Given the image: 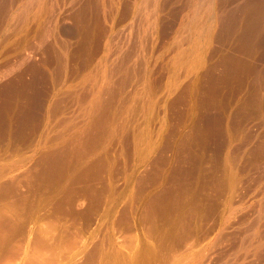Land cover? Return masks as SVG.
<instances>
[{"label": "rangeland", "instance_id": "374dc122", "mask_svg": "<svg viewBox=\"0 0 264 264\" xmlns=\"http://www.w3.org/2000/svg\"><path fill=\"white\" fill-rule=\"evenodd\" d=\"M154 1L0 0V264H240L255 248L264 0H220L213 22L208 0ZM185 150L205 160L179 207Z\"/></svg>", "mask_w": 264, "mask_h": 264}, {"label": "bare ground", "instance_id": "6f19581e", "mask_svg": "<svg viewBox=\"0 0 264 264\" xmlns=\"http://www.w3.org/2000/svg\"><path fill=\"white\" fill-rule=\"evenodd\" d=\"M151 1H152V0H151ZM153 1H154V0H153ZM159 1H161V0H156V8H158V6H159V3H158ZM197 1H198V0H197ZM218 1H220V0H208V1L205 3V5H204V6L206 7V10H207L208 14H209V17H211V19H212L211 22H213V19L216 18L217 10H219V12H220V9H221V12H222V8H223L222 6H221L222 8H219V9H218V4H217ZM43 2H45V1H43ZM154 2H155V1H154ZM145 3H146V2H145ZM151 3H152V2H151ZM193 3H194V2H193ZM193 3H191V4H193ZM40 4H41V3H40ZM149 4H150V3H149ZM194 4H195V3H194ZM203 4H204V3H203ZM225 4H226V1H225ZM45 5H46V3H45ZM151 5H152V4H151ZM142 6H143V5H142ZM189 6H190V5H189ZM194 6H195V5H194ZM223 6H224V5H223ZM226 6H227V5H226ZM139 7H140V6H139ZM144 7H145V6H144ZM148 7H149V6H148ZM150 7H152V6H150ZM191 7H192V6H191ZM200 7H201V6H200ZM202 7H203V6H202ZM205 7L202 8V10L205 9ZM219 7H220V6H219ZM152 8H153V7H152ZM136 9H137V8H136ZM193 9H194V8H193ZM197 9H199V8H197ZM199 10H200V9H199ZM202 10H201V11H202ZM150 11H152V9H151ZM203 11H204V10H203ZM190 12H191V11H190ZM221 12H220V13H221ZM225 12H226V11H225ZM154 13H155V12H154ZM156 13H157V12H156ZM201 13H202V12H201ZM201 13H200V14H201ZM205 14H206V12H205ZM205 14H204V16H205ZM153 15H155V14H153ZM190 15H191V14H190ZM192 15H193V14H192ZM197 15H199V14H197ZM150 17H152V16H150ZM207 17H208V16H207ZM209 17H208V18H209ZM197 18H198V17H197ZM199 18H200V17H199ZM199 18H198V19H199ZM191 19H192V18H191ZM195 19H196V18H195ZM202 19H203V18H202ZM205 19H206V18H205ZM209 19H210V18H209ZM199 20H200V19H199ZM206 20H207V19H206ZM149 21H150V20H149ZM191 21H192V20H191ZM201 21H202V20H201ZM201 21H199V22H201ZM216 21H217V20H216ZM153 22H154V21H153ZM185 22H186V21H185ZM194 22H195V21H194ZM143 23H144V22H143ZM190 23H191V22H190ZM192 23H193V22H192ZM195 23H197V21H196ZM214 23H215V22H214ZM152 24L154 25V23H152ZM197 24H200V23H197ZM201 24H203V23H201ZM155 25H156V24H155ZM191 25H192V24H191ZM203 25H205V24H203ZM184 26H185V25H184ZM196 26H197V25H196ZM200 26H202V25H200ZM207 26H208V25H207ZM152 27H153V26H152ZM192 27H193V26H192ZM192 27H191V28H192ZM210 27L213 28V26H211V25H210ZM194 28H195V27H193V29H194ZM199 28H200V27H199ZM196 29H197V28H196ZM187 30H188V29H187ZM188 31H189V30H188ZM201 31H202V30H201ZM205 32H206V31H205ZM208 32H209V31H208ZM199 33H200V32H198V34H199ZM184 34H185V33H184ZM193 34H194V33H193ZM207 34H208V33H207ZM188 35H189V34H188ZM200 35H201V34H200ZM210 35H211V34H210ZM212 35H213V34H212ZM193 37H194V36H193ZM196 37H197V36H196ZM191 38H192V37H191ZM187 39H188V37H187ZM189 39H190V38H189ZM192 39H193V38H192ZM202 39H206V38H202ZM212 39H213V38H212ZM197 40H199V38H198ZM206 40H208V39H206ZM191 41H192V40H191ZM193 41H194V40H193ZM199 42H200V40H199ZM199 42H198V43H199ZM201 42H202V41H201ZM190 43H192V42H190ZM196 43H197V41H196ZM208 43L210 44V41H209V40H208ZM200 44H201V43H200ZM212 44H213V43H212ZM181 46H183V45H181ZM190 46H191V45H190ZM205 46H207V45H205ZM210 46H211V45H210ZM195 47H196V45L194 46V48H195ZM199 47H200V46H199ZM208 47H209V46H208ZM210 48H211V47H210ZM210 48H209V49H210ZM197 49H198V48H197ZM202 49H203V48H202ZM209 49H208V50H209ZM178 50H179V48H178ZM192 51H193V49H192ZM128 52H129V51H128ZM195 52H196V51H195ZM182 53H183V52H182ZM184 53H185V52H184ZM206 53H207V52H206ZM262 53H263V52H262ZM132 54H133V52H132ZM177 54H178V53H177ZM188 54H189V53H188ZM191 54H192V53H191ZM127 55H128V54H127ZM185 56H186V55H185ZM185 56H184V58H185ZM201 56H202V55H201ZM206 56H207V55H206ZM110 57H111V56H110ZM179 57H180V56H179ZM193 57H194V56H193ZM196 57H197V56H196ZM261 57H262V56H261ZM130 58H131V57H130ZM132 58H133V57H132ZM191 58H192V57H191ZM263 58H264V57H263ZM179 59H180V58H179ZM179 59H178V60H179ZM194 59H195V57H194ZM202 60H203V59H202ZM204 60H205V59H204ZM262 60L264 61V59H262ZM179 62H180V61H179ZM189 62H190V61H189ZM259 62H260V61H259ZM185 63H186V62H185ZM187 63H188V62H187ZM194 63H195V61H194ZM182 64H183V63H182ZM198 64H199V63H198ZM200 64H201V63H200ZM258 64H259V63H258ZM258 64H257V65H258ZM123 65H124V64H123ZM192 65H193V61H192ZM259 65H260L259 67H256V66L254 65L256 68L254 69L253 72H254L255 75L258 77V79H256L255 86H254L253 84H252V86L256 87V91L260 94V92L264 91V89H263L264 86H262V84L264 85V66H262L263 63H262V65H261V63H260ZM178 66H180V65H178ZM185 66H186V64H185ZM198 66H199V65H198ZM202 66H203V65H202ZM117 67H118V68L120 67L119 64L117 65ZM117 67H116V68L114 67V68L117 69ZM187 67H189V65H188ZM200 67H201V66H200ZM123 68H124V67H123ZM125 68H127V66H126ZM180 68H182V66H181ZM185 68H186V67H185ZM191 68H192V67H191ZM194 68H195V67H194ZM194 68H192V69H194ZM109 69H110V67H109ZM119 69H121V68H119ZM176 69H177V68H176ZM195 69H196V68H195ZM197 69H198V68H197ZM107 70H108V69H107ZM113 70H114V69H113ZM121 70H122V69H121ZM183 70H184V69H183ZM115 71H116V70H115ZM128 71H129V70H128ZM117 72H120V71L117 69ZM122 72H124V69H123V71H121V74H122ZM125 72H126V70H125ZM184 72H185V71H184ZM243 72H244V71H243ZM247 72H248V71H247ZM247 72H245L244 74L241 75L242 78H239V80H240V79L242 80V81H241V85H242V88L244 89L243 91H245L246 84H247V74L250 73V71H249L248 73H247ZM253 72H252V73H253ZM114 73H115V72H114ZM133 73H134V72H133ZM94 74H95V73H94ZM115 74H117V73H115ZM118 74H120V73H118ZM125 74H127V73H124V75H125ZM107 75H108V74H107ZM112 75H113V73H112ZM248 75H249V74H248ZM95 76H96V75H95ZM118 76H119V75H117L116 77H118ZM119 77H120V76H119ZM125 77H126V76H125ZM123 78H124V77H123ZM108 80H109V79H108ZM123 81H124V80H123ZM109 82H110V81H109ZM109 82H108V83H109ZM112 82H113V81H112ZM94 83H95V82H94ZM118 83H119V82H118ZM253 83H254V82H253ZM96 84H97V82H96ZM96 84H94V85H96ZM110 84H111V83H110ZM110 84L107 85V88H108V86H109ZM116 84H117V82H116ZM94 85H93V86H94ZM112 85H115V84H112ZM112 85H111V86H112ZM177 85H178V84H177ZM146 86H147V85H146ZM250 86H251V84H250ZM94 88H96V87H94ZM96 89H97V88H96ZM96 89H94V90L92 89V92L90 93V95H93V94H94L93 91H97V90H99V89H97V90H96ZM108 89H109V88H108ZM108 89H106V90H107V91H106V94H107L108 91H110V90H108ZM149 89H151V88H148V90H149ZM102 90H103V89H102ZM116 90H117V89H116ZM88 91H89V90H88ZM246 91H247V90H246ZM97 92H98V91H97ZM97 92H95V93H97ZM111 92H112V90L110 91V93H111ZM113 92H116V91H113ZM117 92H118V91H117ZM102 93H103V91H102ZM104 93H105V92H104ZM250 93H251V92H250ZM262 93H263V92H262ZM114 94H115V93H114ZM114 94H113V95H114ZM85 95H86V94H85ZM109 95H110V94H109ZM117 95H118V94H117ZM75 96H76V95H75ZM83 96H84V95H83ZM99 96H100V95H99ZM99 96H97V97L95 96V99H94V97L92 96L93 99H94V102H93V106H92V107H94L95 104H97V103L99 102L100 97L103 96V95L101 94V96H100V97H99ZM106 96H107V95H106ZM106 96L104 95L103 97L105 98ZM251 96H252V95H251ZM89 97H90V96H89ZM103 97H102V98H103ZM107 98L110 99V98H111V95H110V98H109L108 96L106 97V99H107ZM112 98H113V96H112ZM112 98H111L110 100H112ZM115 98H116V97H115ZM118 98H119V97H118ZM88 99L90 100V98H88ZM88 99H87V100H88ZM250 99L252 100V98H250ZM258 99H259V97H258ZM258 99H257L255 96H254V98H253L254 102H258ZM110 100H109V101H110ZM251 100H249V101H251ZM80 102H81V101H80ZM212 102H213V101H212ZM217 102H218V101H217ZM88 104H89V103H88ZM88 104H87V105H88ZM245 104H246V103H245ZM221 105H222V104H221ZM88 106H89V105H88ZM218 106H219V105H218ZM244 106H245V105H244ZM246 106H248V104H246ZM255 106H256V105H255ZM81 108H82V107H81ZM83 108H84V106H83ZM127 108H128V107H127ZM85 109H86V111L88 110L87 112H89V110H90V109H87V108H85ZM93 109H94V108H93ZM80 110H81V109H80ZM123 110H124V109H123ZM125 110H126V109H125ZM128 110H129V109H128ZM126 111H127V110H126ZM87 112H85V113H87ZM122 112H123V111H122ZM85 115H86V117L88 116L87 114H85ZM91 115H92V114H91ZM184 115H185V113H184ZM250 115H251V114H250ZM186 116H187V115H186ZM78 117H79V116H78ZM83 117H85V116H83ZM119 117H120V116H119ZM183 117H184V116H183ZM177 118H179V117H177ZM180 118H181V117H180ZM180 118H179V120H180ZM210 118H211V117H210ZM72 119H73V118H72ZM84 119H87V118H84ZM98 119H99V116H98ZM98 119H97V120H98ZM187 119H188V118H186V120H187ZM87 120H88V119H87ZM115 120H116V122H117V119H115ZM205 120H206V119H205ZM92 121H93V119H92ZM99 121H100V120H99ZM102 122H103V120H102ZM212 122L214 123L215 121H212ZM216 122H217V121H216ZM106 123H107V121H106ZM180 123H181V120H180ZM182 123H184V121H183ZM200 123H201V122H200ZM210 123H211V121H210ZM210 123H208V124H210ZM213 123H212V124H213ZM66 124H67V123H66ZM100 124H101V123H100ZM102 124H103V123H102ZM107 124H108V126L110 125L109 123H107ZM111 124H112V126H113V123H111ZM212 124H211L210 126H214V125H216V124H214V125H212ZM218 124H219V123H218ZM218 124H217V125H218ZM121 125H122V124H121ZM217 125H216V126H217ZM104 126L106 127V125H104ZM108 126H107V127H108ZM175 126H177V125H175ZM200 126H201V124H200ZM206 126H207V125H206ZM218 126H219V125H218ZM99 127H100V126H99ZM178 127H179V126H178ZM222 127H223V126H222ZM100 128H101V127H100ZM198 128H199V127H198ZM206 128H207L208 131H209V132H208L209 136H213V137H214V135H215L214 132L219 130L218 127L216 128L215 131H212L213 129L211 130V129L209 128V126L206 127ZM211 128H213V127H211ZM104 129H107V128H104ZM110 129H112V128H110V126H109V130H108V129H107V130L110 132ZM119 129H120V128H119ZM119 129H118V131H119ZM122 129H123V128H122ZM177 129H178V128H177ZM209 129H210V130H209ZM214 129H215V128H214ZM217 129H218V130H217ZM107 130H106V131H107ZM112 130H113V129H112ZM199 130H200V128H199ZM203 130H204V129H202V131H203ZM220 130H221V129H220ZM108 131H107V132H108ZM114 131H115V130H114ZM114 131H113V132H114ZM244 131H245V130H244ZM97 132H99V130H98ZM103 132H104V131H103ZM107 132H106V133H107ZM111 132H112V131H111ZM111 132L108 133V134H111ZM113 132H112V134H113ZM119 132H120V131H119ZM225 132H226V131H225ZM100 133H101V132H100ZM116 133H117V132H116ZM171 133H172V132H171ZM171 133H170V134H171ZM219 133H222V132L220 131ZM245 133H246V132H245ZM112 134H111V135H112ZM182 134H183V133H182ZM203 134H204V133H203ZM96 135H97V134H96ZM175 135H177V134H173V135L171 134L170 136H175ZM183 135H184V134H183ZM165 136H166V135H165ZM168 136H169V134H168ZM168 136H167V137H168ZM170 136H169V137H170ZM180 136H181V135H180ZM180 136L177 135V136H176L177 138H172V139H175V141H177L176 139H179L178 137H180ZM186 136H188V134H186ZM189 136H190V135H189ZM203 136H206V135H203ZM218 136H219V134H218ZM221 136H222V134H221ZM95 137H96V136H95ZM167 137H166V138H167ZM181 137H183V136H181ZM181 137H180V140H181ZM215 137H217V135H216ZM245 137H246V136H245ZM200 138H201V137H200ZM218 138H220L219 140H221V137H217V139H218ZM167 139H169V138H167ZM182 139H183V138H182ZM187 139H189V137H188V138L186 137V141L188 142ZM190 139H191V144H192L193 137H192V138L190 137ZM247 139H248V138H247ZM98 140H99V139H98ZM184 140H185V138L183 139V141H184ZM194 140H195V139H194ZM197 140H198V139H197ZM199 140H200V141H201V140H205V141H202L201 145H202L204 142H205V143L207 142L206 139H202V138H201V139H199ZM169 141H170V139L168 140V142H169ZM171 141H172V140H171ZM173 141H174V140H173ZM175 141H174V142H170V144L172 145L173 143H175ZM200 141H199L198 143H200ZM217 141H218V140H217ZM163 142H164V141H163ZM166 142H167V141H165V143H166ZM168 142H167V143H168ZM178 142H179V141H178ZM181 142H182V141H181ZM195 142H196V141H194L193 143H195ZM211 142H212V141H211ZM215 142H216V141H215ZM165 143H164V144H165ZM189 143H190V142H189ZM198 143H197V144H198ZM205 143H204V145H205ZM208 143H209V144H208V145H209L208 147H214L213 144L210 145V142H208ZM213 143H214V142H213ZM218 143H219V141L217 142V144H218ZM164 144H163V145H164ZM168 144H169V143H168ZM170 144L168 145L169 147H170ZM206 144H207V143H206ZM194 146H195V145H194ZM196 146H197V145H196ZM196 146H195V147H196ZM262 146H263V145H262ZM171 147L173 148V147H174V144H173ZM175 147L177 148V146H175ZM179 147H180V148H181V147L183 148L184 146H181V144H179ZM191 147H193V146H191ZM198 147H199V146H198ZM198 147H196V149H197ZM204 147H206V145H205ZM217 147H218V146H217ZM260 147H261V146H260ZM260 147H259V148H260ZM180 148H178V149H180ZM182 148L180 149L181 151H182ZM189 148H190V146H189ZM206 148H207V147H206ZM83 149H84V148H83ZM173 149H174V148H173ZM178 149H177V150H178ZM183 149H185V148H183ZM196 149H195V150H196ZM202 149H203V148H202ZM222 149H223V148H222ZM234 149H235V148H234ZM60 150H61V149H60ZM81 150H82V149H81ZM166 150H167V147L164 146L163 154H162V153H160V154L164 155L165 152H166ZM197 150H198V149H197ZM197 150H196V151H197ZM199 150H200V149H199ZM203 150H204V149H203ZM241 150H242V149H241ZM262 150H263V148H262ZM77 151H78V150H77ZM83 151H84V150H83ZM181 151H180V152H181ZM183 151H184V150H183ZM185 151H186V150H185ZM55 152H56V151H55ZM61 152H63V151H61ZM84 152H85V151H84ZM174 152H175V151H174ZM174 152H173V153H174ZM177 152H178V151H177ZM186 152H187V151H186ZM199 152H200V151H199ZM255 152H257V151H255ZM59 153H60V152H59ZM67 153H68V152H67ZM69 153H70V152H69ZM168 153H169V152H168ZM183 153H184V152H183ZM187 153H188V155L186 154L187 157H185V159L188 161V167L184 168V166H183L184 169H183V168H182V169H178V168L180 167V166H179V167L177 168L178 171L175 172V175H176V176H177V175H178V176H179V175L181 176L180 179L178 178V179H179L178 181H181V182H180V183L176 182V183H175V186L172 188V192L169 193V195L172 194L171 197H172V196L174 197V202H175V203L177 202V205H178L179 199H180L181 197L185 196V195H186V197H187V196H188L187 194H189V193L191 192V189L194 188V187L192 188V185H191L190 183H188V182H187V183H186V182L184 183V182H182V181H191V179L194 178V177L197 175V172H198L199 167H200V166H199V163H200V162H199V160L197 159V157L200 159L201 154L199 153L200 155L198 154L199 156H196V155H194L195 153H194L193 151H192L190 154H189V152H187ZM197 153H198V151H197ZM220 153H221V152H220ZM46 154H47V153H46ZM49 154H50V153H49ZM51 154H52V153H51ZM56 154H57V153H56ZM79 154H80V153H79ZM84 154H85V153H83V155H84ZM177 154L180 155V153H177ZM203 154H204V153H203ZM210 154H211V153H210ZM217 154H218V156H219V152H218ZM61 155L63 156V154H61ZM81 155H82V154H81ZM168 155H169V154H168ZM186 155H185V153H184V156H186ZM207 155H209V154H207ZM220 155H221V154H220ZM253 155H255V154H253ZM173 156H174V155H173ZM181 156H182V154H181L179 157H181ZM203 156H204V155L201 156V159H202V160H203L204 157H205V156H204V157H203ZM255 156L257 157V154H256ZM63 157H64V156H63ZM63 157H62V160H63ZM76 157H77V156H76ZM175 157H176V156H175ZM175 157H174V159H175ZM59 158H60V157H59ZM210 158H212V157H210ZM249 158H250V157H249ZM253 158H254V157H253ZM253 158H251L252 161H255L258 157H257L256 159H254V160H253ZM50 159H51V158H50ZM83 159H84V158H83ZM172 159H173V158H172ZM177 159H178V158H177ZM206 159H208V158L206 157ZM251 159H250V160H251ZM55 160H56V159H55ZM59 160H60V159H59ZM169 160H170V159H169ZM175 160H176V159H175ZM204 160H205V159H204ZM49 161H51V160H49ZM64 161H65V158H64ZM66 161H67V159H66ZM176 161H177V160H176ZM178 161L180 162V159H179ZM178 161H177V162H178ZM182 161H183V160H182ZM182 161H181V162H182ZM58 162H59V161H58ZM76 162H78V161H76ZM170 162H171V161H170ZM204 162H205V161H204ZM51 163H52V162H51ZM53 163H54V162H53ZM55 163H56V162H55ZM62 163H63V162H62ZM62 163H61V164H62ZM209 163H210V162H209ZM49 164H50V163H49ZM162 164H163V163H162ZM166 164H167V166H168V160H167V163H166ZM170 164H171V163H170ZM201 164H202V162H201ZM53 165H54V164H53ZM175 165H178V163H176ZM182 165H185V164H182ZM54 166H55V165H54ZM56 166H59V165H56ZM68 166H69V165H68ZM81 166H83V165L81 164ZM167 166L165 165V168H166V169H167ZM203 166H205V165H203ZM172 167H173V166H172ZM181 167H182V166H181ZM181 167H180V168H181ZM91 168H92V167H91ZM174 168H175V166H174ZM174 168H173V169H174ZM86 169H87V168H86ZM89 169H90V168H89ZM173 169H172V170H173ZM175 169H176V168H175ZM161 170H162V169H161ZM200 170H201V169H200ZM248 170H249V169H248ZM42 171H43V170H42ZM164 171H165V170H164ZM242 171H243V170H242ZM43 172H44V171H43ZM43 172H42V173H43ZM172 172H173V171H172ZM47 173H48V172H47ZM63 173H64V172H63ZM162 173H163V172H162ZM162 173H161V171H160V174H162ZM164 173H165V172H164ZM164 173H163V174H164ZM206 173H207V172H206ZM206 173H205V174H206ZM212 173H213V172H212ZM212 173H211V174H212ZM258 173H259V172H258ZM171 174H172V173H171ZM55 175H56V174H55ZM66 175H67V174H66ZM66 175H65V176H66ZM165 175H166V174H165ZM165 175H164V176H165ZM173 175H174V174H173ZM201 175H202V174H201ZM50 176H51V175H50ZM164 176H163V177H164ZM170 176H172V175H170ZM188 176H189V178H190V176H192V178L189 180V179H188ZM207 176H209V175H207ZM214 176H217V175L214 174ZM257 176H258V175H257ZM173 177H174V176H173ZM199 177H200V174H199ZM56 178H57V177H56ZM62 178H63V177H62ZM167 178H169V177H167ZM210 178H213L212 175L210 176ZM214 178L216 179L217 177H214ZM245 178H246V177H245ZM263 178H264V173H262V174L259 173V179L261 180V179H263ZM54 179H55V178H54ZM64 179H65V178H64ZM58 180H60V179H58ZM164 180H165V179H164ZM171 180H172V179H170V180L168 179V181H171ZM172 181H173V180H172ZM174 181H175V180H174ZM207 181H208V180H207ZM216 181L218 182V180L216 179V180H214V183H215ZM256 181H258V179H256ZM261 181H262V180H261ZM60 182H61V181H60ZM232 182H233V181H231V183H232ZM243 182H244V181H243ZM165 183H166V182H165ZM208 183H209V182H208ZM244 183H245V182H244ZM257 183H258V182H257ZM255 184H256V183H255ZM259 184H260V183H259ZM213 185H214V184H213ZM160 186H161V185H160ZM249 186H250V185H249ZM253 187H254V186H253ZM214 188H215V187H214ZM238 188H239V186H238ZM249 188H250V187H249ZM263 188H264V187H263ZM168 189H169V188H168ZM168 189H167V193H168ZM162 190H163V189H162ZM162 190H161V191H162ZM193 190H194V189H193ZM193 190H192V191H193ZM245 190H246V189H245ZM250 190H251V189H250ZM263 191H264V190H263ZM261 192H262V189H261V191L259 192V195H260ZM164 193L167 194L166 192H164V190H163L162 192H160V203H162V205H163V206H161V209L163 208L162 211H163L164 209H166V207H164V203H166L164 200H165V198H166L167 195L165 196ZM190 194H191V193H190ZM226 194H227V193H226ZM188 197H191V196L189 195ZM196 198H197V197H196ZM208 198H209V197H208ZM219 198H220V197H219ZM219 198H218V199H219ZM188 199H189V198H188ZM188 199H187V201H190V200H188ZM191 201H195V199H194L193 196H192ZM169 202H170V201H169ZM169 202H168V203H169ZM185 202H186V201H185ZM172 203H173V202H172ZM172 203H170V205H168V204L166 203V205H167V206H171ZM186 203H187V202H186ZM186 203H185V204H186ZM185 204H184V205H185ZM235 204H236V203H235ZM166 205H165V206H166ZM173 205H175V204L173 203ZM177 205H176V206H177ZM180 205L182 206L183 204H181V202H180ZM180 205H178V206L180 207ZM187 205H188V204H187ZM189 205H190V204H189ZM173 207H175V206H173ZM179 207H177V208H178L177 210H175L176 208H175V209L173 208V209H174V212H175V211L177 212V211L179 210ZM187 207H188V206H187ZM189 207H190V206H189ZM189 207H188V209H189ZM207 207H208V206H207ZM227 207H228V206H227ZM259 207H261V208L263 207V208H264V201L260 202ZM168 208L172 210V208H170V207H168ZM168 208H167V210H168ZM182 208H184V207H182ZM161 209H160V212H161ZM206 209H207V208H206ZM228 209H229V208H228ZM184 210H187V209L184 208ZM190 210H192V209L190 208ZM196 210H197V209H196ZM260 210H261V209H259V214H258L257 219H256V221H257L258 223H259V221H262V219H263V212L260 211ZM164 212H165V210H164ZM170 212H172V211H170ZM174 212H173V213H174ZM190 212H191V211H190ZM228 212H229V211H228ZM232 212H233V210H232ZM161 213H162V212H161ZM167 213H169V210L167 211ZM181 213H182V212H181ZM224 213H225V212H224ZM226 213H227V212H226ZM174 214H175V213H174ZM174 214H173V215H174ZM183 214H184V216H185V213H183ZM183 214H181V215H182V218L184 217ZM211 214H212V213H211ZM161 215H163V213L160 214V216H161ZM173 215H172V216H173ZM224 215H225V214H224ZM163 216H164V215H163ZM168 216L170 217V215H168ZM168 216H167V217H168ZM175 216H178V215L175 214L174 217H175ZM179 216H180V215H179ZM190 216H191V215H189V218H190ZM226 216H227V215H226ZM191 217H192V216H191ZM230 217H231V216H230ZM230 217H229V218H230ZM184 218H186V217H184ZM234 218H235V217H234ZM176 219H177V218H176ZM176 219H174V220H176ZM172 220H173V219H172ZM174 220H173V221H174ZM177 220H178V219H177ZM191 221H192V218H191ZM191 221H190V222H191ZM230 221H231V220H230ZM230 221H229V222H230ZM232 221H234V220H232ZM237 221H238V219H237ZM190 222L188 223V225L190 224ZM226 222H228V221H226ZM196 223H197V222H196ZM234 223H235V222L231 223L227 229L225 228V229L227 230V232H224V233L222 234V235H223V238L226 239L227 236H229V235H228V233H229L228 231H229V230L231 231V230H233V229L235 228V224H234ZM238 223H239V222H238ZM186 224H187V222H186ZM259 224H260V226H258L259 232H258L257 234H256V233L254 234V235H257V240H256V241H253V243L250 242V243H252V245H254L255 248L253 249V251H252V250H251V251H247V250H246L247 252H246V253L243 255V257H241V259H240V260H241V263H240V264H264V222H263V223H259ZM226 225H227V224H226ZM252 226H253V225H252ZM254 226L256 227V223L254 224ZM176 227H177V226H176ZM186 227H187V226H186ZM224 227H225V226H224ZM173 228H174V227H173ZM184 229H185V228H184ZM189 229H190V228H189ZM258 229H257V230H258ZM214 230H215V229H214ZM223 230H224V229H223ZM211 231H212V230H211ZM224 231H225V230H224ZM244 231H245V230H244ZM255 231H256V230H255ZM191 235H192V234H191ZM208 236H209V235H208ZM219 236H220V235H219ZM220 237H221V236H220ZM241 238H242V237H241ZM185 239H187V238L185 237ZM229 239H230V238H229ZM173 240H174V239H173ZM221 240H222V239H221ZM221 240H220V241H221ZM245 240H246V239H245ZM247 243H248V242H247ZM247 243H245V246L247 245ZM242 245H243V244H242ZM248 245H249V244H248ZM252 245H250V246L252 247ZM242 248H243V247H242ZM243 251H244V249H243ZM248 253H249V254H248ZM250 253H252V255H250ZM240 260H239V262H240ZM233 264H234V263H233Z\"/></svg>", "mask_w": 264, "mask_h": 264}]
</instances>
